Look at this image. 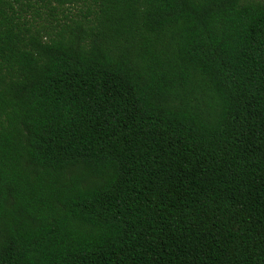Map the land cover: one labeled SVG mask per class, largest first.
<instances>
[{
    "label": "trees",
    "instance_id": "trees-1",
    "mask_svg": "<svg viewBox=\"0 0 264 264\" xmlns=\"http://www.w3.org/2000/svg\"><path fill=\"white\" fill-rule=\"evenodd\" d=\"M0 264H264V0H0Z\"/></svg>",
    "mask_w": 264,
    "mask_h": 264
},
{
    "label": "rangeland",
    "instance_id": "rangeland-1",
    "mask_svg": "<svg viewBox=\"0 0 264 264\" xmlns=\"http://www.w3.org/2000/svg\"><path fill=\"white\" fill-rule=\"evenodd\" d=\"M255 1V0H254Z\"/></svg>",
    "mask_w": 264,
    "mask_h": 264
}]
</instances>
